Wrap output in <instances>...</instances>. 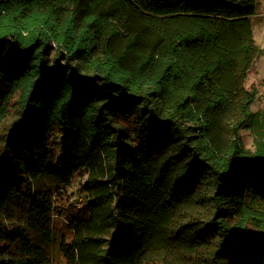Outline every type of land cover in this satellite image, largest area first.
Masks as SVG:
<instances>
[{"label": "trees", "instance_id": "1", "mask_svg": "<svg viewBox=\"0 0 264 264\" xmlns=\"http://www.w3.org/2000/svg\"><path fill=\"white\" fill-rule=\"evenodd\" d=\"M255 10L256 0H0V22L44 23L33 42L0 34V120L16 94L22 112L0 134V264H53L55 217L112 227L104 248L80 237V264H169L145 254L161 239L200 252L198 264H264V214L247 203L264 201V141L248 154L238 139L257 122L244 87L260 52ZM63 51L97 73L62 63ZM183 117L199 124L196 145ZM76 174L92 197L80 212L34 188ZM207 197L204 220L168 227ZM124 199L134 216L120 212Z\"/></svg>", "mask_w": 264, "mask_h": 264}, {"label": "rangeland", "instance_id": "2", "mask_svg": "<svg viewBox=\"0 0 264 264\" xmlns=\"http://www.w3.org/2000/svg\"><path fill=\"white\" fill-rule=\"evenodd\" d=\"M250 18L252 21L253 40L260 52L254 58L247 72L244 87L253 94L254 101L250 109L252 113L257 115V122L256 124L252 122L248 123V119L245 120L243 126L238 131V139L240 147L244 151L248 154H256L260 151V142L264 141V0H256V10ZM43 24V16L40 13H35L32 17L20 20L6 17L0 22V34H5L9 31L19 32L21 38L26 42H33ZM60 38V36L53 38L54 49H56V45L60 44ZM60 55L61 57L66 56L65 59H61L62 63H68L71 67L78 68L85 77H92V74L97 73L93 71L95 66H83L77 60H69L65 51ZM18 96L19 94L14 96L9 105V113L0 120V134L11 121L22 113L21 106L18 103ZM181 123L186 129L190 142L193 145L199 143L202 137L200 136L201 129H199L198 122L188 117H183ZM223 135L228 141L233 140V135L229 128L224 130ZM124 140L129 146L133 145V136L126 132V130ZM203 151L207 152V150ZM203 151H201L202 155ZM229 155L230 152L217 156L216 160L220 164H223ZM85 180L86 175L76 174L69 184H65L52 177L42 176L35 182L34 188L36 191L44 194L56 195L58 193L61 201L65 203L67 210L80 212L84 209L85 203L92 201V197L81 186ZM205 200L207 201L206 203H195L188 209L175 214L168 222V227L180 226L193 217L204 220L208 215L207 210L211 207L208 197ZM247 203L254 206L255 212L264 214L263 200L258 201L257 199L254 200L248 197ZM120 212L126 213L129 216L135 215V210L126 204L125 199L123 200V207L120 208ZM53 227V264H74L75 262L76 264H80V254L79 256L77 255V249L82 245L79 242L81 236L96 234L95 236L98 238L97 242L102 248L106 247L111 239L112 227L108 225V222L98 232H88L87 226L84 223H77L72 226L65 217H55ZM145 254L147 256L160 257L169 264H198V260L194 258L196 254L200 257L201 253L196 252L193 257H189L181 250L172 246L168 241L161 239L154 241L152 245L150 244Z\"/></svg>", "mask_w": 264, "mask_h": 264}]
</instances>
